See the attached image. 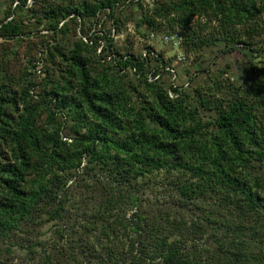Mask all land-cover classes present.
<instances>
[{"label":"trees","instance_id":"obj_1","mask_svg":"<svg viewBox=\"0 0 264 264\" xmlns=\"http://www.w3.org/2000/svg\"><path fill=\"white\" fill-rule=\"evenodd\" d=\"M11 2V12L28 14L53 35L74 24L82 36L67 52L46 44L65 68L62 80H48L41 105L29 100L32 84L17 99L0 76V264H264V70L253 71L247 85L254 100L200 95L192 106L186 93L169 86L170 98L149 80L158 74L145 67L152 48L143 56L120 52L109 31L91 28L107 19L118 32L121 8L133 0ZM136 8L137 27L178 29L195 52L221 39V54L237 43L264 54L253 45L264 27V0H155L151 11ZM11 12L0 20L2 37L21 34L23 18L7 20ZM194 16L216 21L215 34H201L207 23ZM126 69L148 92L131 104L111 85ZM200 108L212 111L211 121ZM160 172V202L149 207L147 180ZM49 222L47 240L41 231Z\"/></svg>","mask_w":264,"mask_h":264},{"label":"rangeland","instance_id":"obj_2","mask_svg":"<svg viewBox=\"0 0 264 264\" xmlns=\"http://www.w3.org/2000/svg\"><path fill=\"white\" fill-rule=\"evenodd\" d=\"M31 2L32 0H28L29 4ZM133 2V4L129 3L121 8L123 11L120 16L123 23L118 32L107 19L104 21V25L91 28L96 34H100L99 29L109 31L112 42L120 49V52L130 49L135 55L143 56L142 53L145 52L146 46L152 48L154 58L145 67L151 68L149 71L155 69L158 74L155 77H150V72H148L149 80H155L156 84L165 88L170 98H174L175 95L169 87L172 86L186 93L192 106H197L200 95L223 102L232 96H244L247 100H254L255 97L246 89L251 81L253 71L264 70V54L252 53L241 43L234 44V49H231L230 52L221 54L220 49L227 47L226 42L221 39L214 44L199 48L197 52L187 49L184 37L178 29L168 31L162 28L160 31H148L144 26L137 27L136 21L140 18L141 13L139 8H136V3H142L144 8L151 11L155 0H133ZM10 9H13L11 0H0V20L6 18V13L11 12ZM10 14L11 17H8L7 20L13 17L15 21L21 22V17L23 18L22 24H20L22 31L18 37L0 36V76L12 92H17V99L20 97V90L24 89L26 85L32 84L29 90V100L34 104L41 105L40 95L48 90L50 86L47 83L48 80H62L65 68L64 62L57 55L53 57L46 51V44H50L51 49L56 45L67 52L72 47V42L82 34L78 33L77 29L75 31L74 24H70L69 29L71 28V30L66 34L53 35L51 31L44 29V23L37 24L28 14L18 11ZM198 17L201 23H207L206 30L201 34L210 37L214 35V31L217 30L216 21H208L206 16H194L192 20L194 21ZM260 17L263 19L264 13ZM211 26L216 27L211 28ZM260 26L259 24L261 35H254L253 45L264 48V27ZM239 27L237 26V28ZM240 37L243 39L245 35L242 33ZM102 43L95 50L96 55L101 53L99 51ZM95 54L94 52L89 53L92 60ZM112 56H107L106 61L111 63ZM93 62L91 66L96 68ZM100 62L105 66V61L100 60ZM252 65L254 68L251 67ZM47 69L50 70L48 74L45 72ZM13 76H15L14 80H12ZM117 76L118 78H115V82L111 85L116 91L123 90L131 97L129 104L141 94L147 95V90L138 81L133 70L119 71ZM39 111L36 120L40 126L44 127L47 122L46 113L42 110ZM198 112L204 122L212 120V111L200 108ZM260 120L264 124V117ZM63 132H67V130L63 129ZM164 177V172H160L155 175L154 179L147 180V192L144 196L150 203L149 207L154 208L159 205L160 201L154 195L162 190L161 185H164ZM88 182L91 181L88 180ZM155 182L158 185H153L155 187L151 188ZM83 184L77 183V189L81 190ZM72 185L75 187L74 183ZM89 185L91 184L89 183ZM73 191L74 194L70 198L73 201L78 200L77 190ZM53 228V223H47L42 227L41 237L48 240L52 235ZM19 254L21 257L23 256L22 253Z\"/></svg>","mask_w":264,"mask_h":264}]
</instances>
